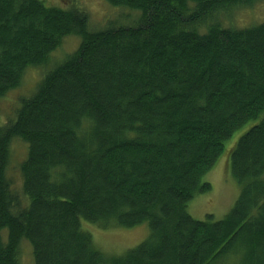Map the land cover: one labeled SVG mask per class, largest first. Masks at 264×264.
Returning a JSON list of instances; mask_svg holds the SVG:
<instances>
[{
  "label": "trees",
  "instance_id": "trees-1",
  "mask_svg": "<svg viewBox=\"0 0 264 264\" xmlns=\"http://www.w3.org/2000/svg\"><path fill=\"white\" fill-rule=\"evenodd\" d=\"M104 1L138 11L135 24L89 30L75 3L0 0V98L80 38L0 125V264H20L23 239L34 264H264V22L209 20L252 0ZM249 121L227 152L233 206L194 219L188 201L210 189L203 175ZM14 138L27 147V205L6 175ZM82 220L149 233L107 255Z\"/></svg>",
  "mask_w": 264,
  "mask_h": 264
},
{
  "label": "rangeland",
  "instance_id": "rangeland-1",
  "mask_svg": "<svg viewBox=\"0 0 264 264\" xmlns=\"http://www.w3.org/2000/svg\"><path fill=\"white\" fill-rule=\"evenodd\" d=\"M46 6L68 8L75 3L88 13L89 30H99L107 26L126 27L135 24L139 12L128 8H114L104 0H41ZM128 11V12H127ZM126 13V14H124ZM210 21L219 22L222 27L246 28L264 22V0H252L228 6L215 13ZM227 23V24H226ZM203 30L204 26L199 27ZM80 38L75 35L66 36L60 46L51 53L50 63L45 67L27 69L20 85L5 93L0 98V125L13 118L22 98L29 96L43 76L56 62L73 52ZM25 95V96H24ZM255 121H249L236 130L229 140L224 143V150L213 167L203 175L202 181L210 184V189L198 193L188 201L186 210L196 220H203L208 214L215 219L222 218L233 206L239 187L233 179L227 162V152L235 145L238 138ZM27 147L21 139L14 138L10 143V156L6 175L11 179L13 190L20 196V202L27 205V200L21 193L22 178L19 164L24 160ZM26 202V203H25ZM23 205V206H24ZM81 229L89 233L94 244L107 255H119L127 249L142 242L149 233L146 223L135 227L100 228L90 222L81 221ZM3 240L6 231H2ZM20 264H34L31 245L26 239L20 242L18 249Z\"/></svg>",
  "mask_w": 264,
  "mask_h": 264
},
{
  "label": "bare ground",
  "instance_id": "bare-ground-1",
  "mask_svg": "<svg viewBox=\"0 0 264 264\" xmlns=\"http://www.w3.org/2000/svg\"><path fill=\"white\" fill-rule=\"evenodd\" d=\"M227 24V23H226ZM25 96V95H24ZM145 221V220H144Z\"/></svg>",
  "mask_w": 264,
  "mask_h": 264
}]
</instances>
